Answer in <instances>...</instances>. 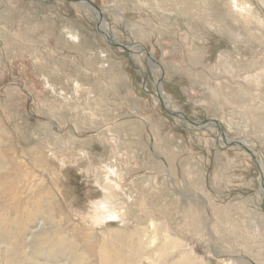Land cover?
<instances>
[{
    "label": "rangeland",
    "instance_id": "374dc122",
    "mask_svg": "<svg viewBox=\"0 0 264 264\" xmlns=\"http://www.w3.org/2000/svg\"><path fill=\"white\" fill-rule=\"evenodd\" d=\"M259 171L264 0H0V264H264Z\"/></svg>",
    "mask_w": 264,
    "mask_h": 264
},
{
    "label": "crops",
    "instance_id": "0c3cea01",
    "mask_svg": "<svg viewBox=\"0 0 264 264\" xmlns=\"http://www.w3.org/2000/svg\"><path fill=\"white\" fill-rule=\"evenodd\" d=\"M247 150V152L249 153V155L252 157V154H251V152H249V150L248 149H246ZM254 158V157H253ZM258 182H259V180H260V182H261V185H262V183H264V174L261 172V171H259V175H258Z\"/></svg>",
    "mask_w": 264,
    "mask_h": 264
},
{
    "label": "bare ground",
    "instance_id": "6f19581e",
    "mask_svg": "<svg viewBox=\"0 0 264 264\" xmlns=\"http://www.w3.org/2000/svg\"><path fill=\"white\" fill-rule=\"evenodd\" d=\"M87 2V1H86ZM89 4V3H88ZM91 5V4H90ZM94 7H97V6H94ZM178 116H180V114H177ZM194 124H196L195 122H194ZM203 124V123H202ZM259 184L261 185V182H260V180H259ZM108 216V215H107ZM101 218H105V215H103Z\"/></svg>",
    "mask_w": 264,
    "mask_h": 264
},
{
    "label": "water",
    "instance_id": "95a60500",
    "mask_svg": "<svg viewBox=\"0 0 264 264\" xmlns=\"http://www.w3.org/2000/svg\"><path fill=\"white\" fill-rule=\"evenodd\" d=\"M255 159V158H254Z\"/></svg>",
    "mask_w": 264,
    "mask_h": 264
}]
</instances>
